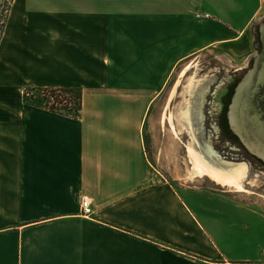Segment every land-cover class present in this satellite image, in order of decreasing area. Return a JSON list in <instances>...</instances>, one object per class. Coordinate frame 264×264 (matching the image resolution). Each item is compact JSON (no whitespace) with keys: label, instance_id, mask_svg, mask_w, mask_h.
Instances as JSON below:
<instances>
[{"label":"crops","instance_id":"1","mask_svg":"<svg viewBox=\"0 0 264 264\" xmlns=\"http://www.w3.org/2000/svg\"><path fill=\"white\" fill-rule=\"evenodd\" d=\"M262 1H14L0 41V264H264L258 202L170 182L144 133L179 65L213 49L228 70L249 64ZM30 87L81 89V117L27 104Z\"/></svg>","mask_w":264,"mask_h":264},{"label":"rangeland","instance_id":"2","mask_svg":"<svg viewBox=\"0 0 264 264\" xmlns=\"http://www.w3.org/2000/svg\"><path fill=\"white\" fill-rule=\"evenodd\" d=\"M262 6L263 12L259 16V20L253 30L264 20V0L262 1ZM3 20L4 18L0 16V35ZM253 37L256 44V36L254 35ZM255 52H257L256 48ZM215 61L223 63V59L220 58L219 52L216 51V49L203 54L198 60L191 61L190 63H194L195 66L181 78L174 97L169 100L172 96L173 88L179 80L181 71L189 63L181 64L177 67L167 87L166 93L159 99L155 107H153L151 114L148 116L144 131L147 151L150 152L154 162H156L159 169L163 171L170 182L176 181L184 186L207 188L215 191V193L243 199L250 203L258 202L254 208L264 213V170H257L248 166L245 188L249 193L243 194L231 193L229 190L215 184V182L209 178L202 180L196 179L195 181H190L187 178L190 167H192L191 158L188 153L189 149L193 148V150L203 156L195 135L196 131L191 116V92L195 83L199 81L203 73L208 70L209 64ZM192 83L194 84L193 86H191ZM167 115L172 117L174 124L173 128L178 131L179 138L174 135V129L171 127ZM163 117L166 119H163ZM224 189L229 192H225Z\"/></svg>","mask_w":264,"mask_h":264},{"label":"water","instance_id":"3","mask_svg":"<svg viewBox=\"0 0 264 264\" xmlns=\"http://www.w3.org/2000/svg\"><path fill=\"white\" fill-rule=\"evenodd\" d=\"M257 31L261 48L257 38ZM253 34L256 36L255 46L257 52L255 57L250 59L249 64L245 68L237 71L228 70L223 63H219L218 61L209 64L208 70L195 83L191 92L190 107L193 119L197 114L200 115V110L203 108L198 98L202 95L204 96L205 88L215 79L217 74L224 72L228 74L230 72H241L245 70L244 78L239 83L235 96L232 99L229 118L234 134L249 150L250 154L264 161V20L253 30ZM252 60L253 64L251 65ZM193 124H195L194 119ZM194 128L205 160L218 172L233 175L248 166L259 170L254 164H250L248 160L238 162H233L232 160L223 163V158L212 151L213 146L211 142L204 140V144L201 143L198 134L200 132L199 127L194 125Z\"/></svg>","mask_w":264,"mask_h":264},{"label":"flooded vegetation","instance_id":"4","mask_svg":"<svg viewBox=\"0 0 264 264\" xmlns=\"http://www.w3.org/2000/svg\"><path fill=\"white\" fill-rule=\"evenodd\" d=\"M244 71L219 73L205 88L200 115L193 117L199 127V140L211 142L212 151L223 158V163L248 160L250 164L264 170V161L254 157L234 134L230 122V105L236 89L244 78ZM203 112V114H202ZM207 154V153H206Z\"/></svg>","mask_w":264,"mask_h":264},{"label":"trees","instance_id":"5","mask_svg":"<svg viewBox=\"0 0 264 264\" xmlns=\"http://www.w3.org/2000/svg\"><path fill=\"white\" fill-rule=\"evenodd\" d=\"M258 31L257 38L261 48ZM82 95L83 91L79 88L30 87L26 89L24 98L29 105L77 119L81 117L83 111Z\"/></svg>","mask_w":264,"mask_h":264},{"label":"bare ground","instance_id":"6","mask_svg":"<svg viewBox=\"0 0 264 264\" xmlns=\"http://www.w3.org/2000/svg\"><path fill=\"white\" fill-rule=\"evenodd\" d=\"M1 1V0H0ZM195 65L190 63L180 74L179 80L177 81L176 85L173 88L172 97H174L176 90L178 89V85L180 84V80L182 77L187 74L188 70H190ZM184 79V78H183ZM194 84L192 83L191 86ZM190 87V86H189ZM189 110V109H188ZM166 116V115H165ZM167 118L173 128L174 124L172 121V117L167 115ZM188 118V117H187ZM163 119H166L163 117ZM165 121V120H164ZM190 122V121H189ZM174 129V128H173ZM174 135L179 138L178 131L174 129ZM190 158H191V165L189 170V174L187 175L188 180L195 181L196 179L202 180L205 178H209L218 186L229 190L232 193H249L248 190L245 188L246 185V178L248 175V167L242 168L236 174H222L215 170V168L210 165L203 156L198 154L193 148H190L188 151Z\"/></svg>","mask_w":264,"mask_h":264},{"label":"built area","instance_id":"7","mask_svg":"<svg viewBox=\"0 0 264 264\" xmlns=\"http://www.w3.org/2000/svg\"><path fill=\"white\" fill-rule=\"evenodd\" d=\"M14 1L15 0H1L0 1V16L4 18L3 20L4 28H5V24H7L10 9H11V6L13 7ZM196 16L202 19H208L211 17L209 14L202 15L201 13L196 14ZM3 26H2L1 35H0V41L3 35V31H4ZM82 214H83L82 216H85V217H90L94 215L91 201L88 199V197H85L82 199ZM263 254H264V250H263Z\"/></svg>","mask_w":264,"mask_h":264}]
</instances>
